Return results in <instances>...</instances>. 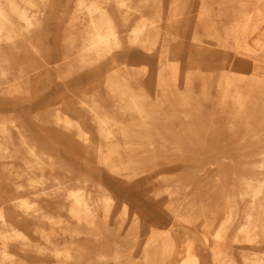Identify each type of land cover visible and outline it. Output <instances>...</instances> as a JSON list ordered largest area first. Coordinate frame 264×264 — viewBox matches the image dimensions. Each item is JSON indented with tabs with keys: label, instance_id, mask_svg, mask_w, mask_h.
<instances>
[{
	"label": "bare ground",
	"instance_id": "6f19581e",
	"mask_svg": "<svg viewBox=\"0 0 264 264\" xmlns=\"http://www.w3.org/2000/svg\"><path fill=\"white\" fill-rule=\"evenodd\" d=\"M0 264H264V0H0Z\"/></svg>",
	"mask_w": 264,
	"mask_h": 264
},
{
	"label": "rangeland",
	"instance_id": "374dc122",
	"mask_svg": "<svg viewBox=\"0 0 264 264\" xmlns=\"http://www.w3.org/2000/svg\"><path fill=\"white\" fill-rule=\"evenodd\" d=\"M140 62V61H139ZM133 67H135V68H139V67H141V65L142 64H140V63H133ZM157 66V65H156ZM72 118H76V116L75 115H72L71 116ZM222 119H224V118H222ZM178 121H180L179 119H178ZM224 121H226L225 119H224ZM175 122H177V120H176V118L173 120V122L172 123H168V126H166V127H169V126H173V127H178V126H180L179 125V123L177 122V123H175ZM33 126V125H32ZM34 127V126H33ZM223 127H227V124L226 123H224L223 122ZM253 157V156H252ZM254 159H255V157H253ZM256 158L258 159V157L256 156ZM230 169H232L230 166H228L227 168H225V170L227 171V172H229V170ZM221 213H219V214H222V210L220 211ZM221 216V215H220ZM104 240H107V242H112V241H123V238L120 236V235H118V234H116V233H113V234H111V235H109L108 237H106ZM175 258H177V260H179V258H180V256H177V257H175ZM171 259H169L168 260V262L170 261ZM176 261V260H175Z\"/></svg>",
	"mask_w": 264,
	"mask_h": 264
}]
</instances>
